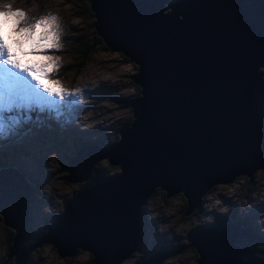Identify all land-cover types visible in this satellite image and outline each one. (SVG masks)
Wrapping results in <instances>:
<instances>
[{
	"label": "water",
	"instance_id": "water-1",
	"mask_svg": "<svg viewBox=\"0 0 264 264\" xmlns=\"http://www.w3.org/2000/svg\"><path fill=\"white\" fill-rule=\"evenodd\" d=\"M89 8L107 51L137 65L140 96L128 103L131 122L116 140L73 151L65 180L82 182L100 159L120 173L83 187L23 245L31 183L18 167L1 166L12 264H26L44 242L59 257L87 250L97 264H118L139 247L142 205L156 187L182 193L189 215L216 182L251 177L264 164V0H89ZM240 237L257 240L264 255V235L231 216L193 230L188 245L197 264H264ZM164 256L155 251L135 264Z\"/></svg>",
	"mask_w": 264,
	"mask_h": 264
},
{
	"label": "rangeland",
	"instance_id": "rangeland-1",
	"mask_svg": "<svg viewBox=\"0 0 264 264\" xmlns=\"http://www.w3.org/2000/svg\"><path fill=\"white\" fill-rule=\"evenodd\" d=\"M87 0H0V5L11 4L13 9H22L30 22L46 15L58 17L60 28L59 50L45 49L41 53L25 55L31 62L43 63L44 56L59 57L56 61L59 69L50 75L51 81H59L60 86L73 90L81 88L73 111L67 110L60 116L47 110L29 111L23 117H14L19 121L14 127L6 122L0 128V161L5 165L18 167L29 179L32 187L29 201L28 227L24 238L34 237L45 230V226L57 217L62 206L77 193L78 183L66 182L65 162L74 149L88 142L105 143L130 118L128 103L137 98L138 89L132 79L137 73L134 65L119 52H109L106 47L96 44L87 61L78 68L74 55L69 52L63 38L79 28L80 23L92 21L80 13L81 5ZM80 19H83L82 21ZM73 28V30H72ZM75 28V29H74ZM42 31V30H39ZM4 38L9 42L23 43L27 52L31 42L24 35H17L11 26L5 23ZM39 34V33H38ZM67 37V36H65ZM66 64H69L66 66ZM66 66V67H65ZM262 70V67H260ZM78 70V74H73ZM122 100V103L119 102ZM17 115L19 113H16ZM125 122V123H124ZM124 123V124H123ZM22 125V130L19 129ZM98 162V163H97ZM96 170L103 167L105 159L97 160ZM117 164L111 166L110 176L119 174ZM0 176L8 177L2 173ZM39 176L38 180L34 179ZM4 182V181H3ZM97 182L94 181L91 184ZM2 190V189H1ZM203 204L196 208L191 216L183 214L182 197L176 192L166 196L159 191L152 192L141 209L142 239L139 247L119 264H135L144 260L155 251L166 252L159 264H197V254L188 245L190 233L203 226L231 216L234 221L264 235V168L259 167L245 180L241 175L234 180L216 182L202 196ZM4 203L5 200L1 198ZM143 224V222H142ZM7 230L0 221V258L8 239ZM31 235V236H30ZM244 242V239H240ZM256 250L260 248L254 244ZM179 249L172 254L167 251ZM3 252V253H2ZM2 259L1 263L2 264ZM26 264H97L87 250H79L70 257H59L55 247L48 242L36 244L27 257Z\"/></svg>",
	"mask_w": 264,
	"mask_h": 264
},
{
	"label": "snow or ice",
	"instance_id": "snow-or-ice-1",
	"mask_svg": "<svg viewBox=\"0 0 264 264\" xmlns=\"http://www.w3.org/2000/svg\"><path fill=\"white\" fill-rule=\"evenodd\" d=\"M22 9H13L11 4L0 6V128L5 123L14 127L19 121L13 114H27L28 111L47 110L60 116L65 110H74L81 88L68 90L59 81H51L50 75L59 69L55 59L44 56L43 63L24 61L19 54L41 53L45 49L59 50L60 28L58 17L46 15L34 22ZM5 23L12 32L24 35L31 42L27 50L19 42H9L4 38ZM42 30V31H39ZM39 33V34H38Z\"/></svg>",
	"mask_w": 264,
	"mask_h": 264
},
{
	"label": "trees",
	"instance_id": "trees-1",
	"mask_svg": "<svg viewBox=\"0 0 264 264\" xmlns=\"http://www.w3.org/2000/svg\"><path fill=\"white\" fill-rule=\"evenodd\" d=\"M79 12L82 13L83 15H87L88 18H91L92 21H89V23H85V21L83 19H80L81 21L82 20L83 21L80 23L79 28L78 29L74 28L75 31L73 33L68 34V35L66 34L65 36H67V37L63 36V38H62L65 40L67 48L69 49V52L75 56L73 61H75L78 68H80L87 61V58L89 57V55L95 51L94 47L96 46V44H98V46H102L103 48H105V44L103 43L102 38L100 36L96 35L94 30H93V27H92L93 14L89 8V0L86 1V4L81 5V9ZM72 30H73V28H72ZM119 53L122 57H124L126 59V57L121 52H119ZM127 60L130 61L129 59H127ZM130 62L134 65V67L136 68V71H137V65L135 63H133L132 61H130ZM68 65L69 64H66V66H68ZM78 73H79L78 70L73 71V74H78ZM134 86L136 87V89H138V92L136 93L137 96H140V87L136 84H134ZM263 99H264V95H263ZM119 102L122 103V100ZM130 122H131V116H130V118H128L126 123L124 122L125 124L123 123L124 125L122 127L129 126ZM122 127H120V128H122ZM111 134L112 135L109 137V139L111 141L116 140L118 137L117 132H112ZM85 142H88V141H85ZM96 142H98V141H96ZM82 143H84V142H82ZM101 144H103V143H101ZM67 159H68V157H67ZM65 164H66V162H65ZM65 164H64V166H65ZM3 165H5V163L0 161V167ZM111 166L112 165H107L106 159H105V164L103 165V167H100L99 170H96L97 166L96 167L94 166L90 172V176L87 179L83 180L82 182H78V185H77L78 189H82L85 185L90 184L96 180L98 181L99 179L109 177L110 171H111ZM262 167L264 168V164L262 165ZM65 170H66V168H65ZM66 174H67V171H66ZM241 176L245 180H248V178H249L247 175H244V174H242ZM155 191H159V192L163 193V191L157 187L155 188V190L153 192H155ZM178 194L182 197V205L184 206L183 214H184L186 201H185V198H184L182 193H178ZM0 221L7 230L6 233H7V239H8V242H7V244L3 250L5 252L4 253L2 252L3 253L2 254L3 259L0 258V263H1V259H2V264H12L13 259H9V260L5 261V258H6L7 253L9 252L10 246L12 244V237L14 234V229L9 227V226L4 225L1 215H0ZM142 222H143V224H142ZM141 224H142V226H144L146 224L144 218L141 219ZM45 230H46V228H45ZM35 238H36V236H34L32 238L29 237V238L25 239L24 244L29 245L30 243H32L35 240ZM240 239L241 238H239L238 240H240ZM260 246H261V244H260ZM188 248L192 249V251H194L196 253V251L193 247L190 246ZM176 251H179V249H173V250L167 251V254L170 255ZM136 252H138V251L136 250ZM254 255L256 257H259V258L264 257V255L256 249H255Z\"/></svg>",
	"mask_w": 264,
	"mask_h": 264
},
{
	"label": "flooded vegetation",
	"instance_id": "flooded-vegetation-1",
	"mask_svg": "<svg viewBox=\"0 0 264 264\" xmlns=\"http://www.w3.org/2000/svg\"><path fill=\"white\" fill-rule=\"evenodd\" d=\"M197 210L198 209H195L194 210V212H192L191 214H189L188 216H191V215H193V214H196L197 213ZM213 223V222H212ZM211 224V223H210ZM190 236V235H189ZM243 243H245L246 245H250V246H252V247H254V249L256 248V246L254 245V244H258L259 246H260V244L257 242V240H252V241H250V242H246L245 240H244V242ZM260 248H261V246H260ZM259 248V249H260ZM165 254H166V252H164Z\"/></svg>",
	"mask_w": 264,
	"mask_h": 264
},
{
	"label": "bare ground",
	"instance_id": "bare-ground-1",
	"mask_svg": "<svg viewBox=\"0 0 264 264\" xmlns=\"http://www.w3.org/2000/svg\"><path fill=\"white\" fill-rule=\"evenodd\" d=\"M117 175H118V174H115V175H113V177H116ZM204 195H205V194H203L202 196H204ZM202 196H201V199H200V203H199V204H201V203L203 204V202H204V200H203V202H202V198H203ZM23 245H24V241H23ZM119 263H120V262H119ZM119 263H118V264H119Z\"/></svg>",
	"mask_w": 264,
	"mask_h": 264
},
{
	"label": "clouds",
	"instance_id": "clouds-1",
	"mask_svg": "<svg viewBox=\"0 0 264 264\" xmlns=\"http://www.w3.org/2000/svg\"><path fill=\"white\" fill-rule=\"evenodd\" d=\"M0 6H2V5H0ZM87 185H89V184H87ZM45 228H46V226H45ZM44 231H45V230H44ZM44 231H43V232H44ZM40 234H41V233H39V234H37V235H40ZM37 235H36V236H37Z\"/></svg>",
	"mask_w": 264,
	"mask_h": 264
}]
</instances>
